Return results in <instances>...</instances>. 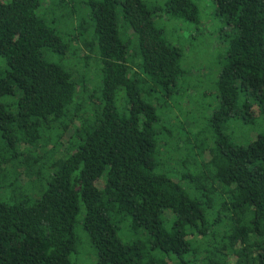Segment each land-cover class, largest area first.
<instances>
[{
    "label": "trees",
    "instance_id": "obj_1",
    "mask_svg": "<svg viewBox=\"0 0 264 264\" xmlns=\"http://www.w3.org/2000/svg\"><path fill=\"white\" fill-rule=\"evenodd\" d=\"M214 2L232 36L213 140L181 126L166 171L158 113L186 71L155 10L89 0L87 20H59L69 45L38 14L41 0H0V264H73L81 213L97 264H264V135L244 147L223 128L241 108L246 121L264 114V0ZM159 11L199 17L191 0ZM70 54L95 76L79 79ZM120 230L135 239L123 243Z\"/></svg>",
    "mask_w": 264,
    "mask_h": 264
},
{
    "label": "rangeland",
    "instance_id": "obj_2",
    "mask_svg": "<svg viewBox=\"0 0 264 264\" xmlns=\"http://www.w3.org/2000/svg\"><path fill=\"white\" fill-rule=\"evenodd\" d=\"M48 1L41 0L42 4L38 14L47 21H45L46 23L51 24L52 21H56L55 24L50 26L63 35L67 44L72 45L67 38V34L71 32L67 30V26L60 25L59 22L62 21L66 25L70 24L69 15L72 16L73 11L77 12L76 16L79 21L87 20L86 2L89 0H77V2L74 1L75 3L69 1L62 3V0H52L54 1L53 7L50 6ZM191 1L198 6L199 17L197 22L190 19L177 20L166 12L159 11L160 8H164L167 0H145L147 5L156 12V16H154L156 27L163 31L167 41L182 50V67L186 71L179 82V92H176L170 100V108L160 109L158 113L161 120V123L156 125L158 132L157 147L159 154H161L158 163L162 170L165 169L166 171L176 167V164L171 160L170 153L165 146L167 144L173 145L177 139L180 141L179 137L182 140L185 139L184 133L182 135L180 129L181 126L185 128L184 131L192 130L194 132L196 130L198 133L200 132L199 139L210 138L212 134L209 120L220 107L217 85L224 63L228 39L232 36V27L228 25L225 18L216 12L214 0ZM80 50L81 52L78 51V53L83 57L85 49L81 46ZM68 59L70 63H67V65L71 67V70L75 72L79 79L81 76L86 75L87 70H89L91 77L95 76L96 72L93 71V68L97 67L96 65L85 69V64L73 58L71 54L68 55ZM63 64L66 65L65 62ZM7 70V63L0 56V73L5 75ZM90 84L94 88V83L90 82ZM253 111L256 112L253 121L244 119L243 114L245 112L241 108L238 115H233L223 124L226 134L235 145L247 147L259 135H264V114H259L257 108ZM168 130L174 134L172 137L168 134ZM189 136H192V134ZM180 146L182 147L183 144L180 143ZM204 158L209 160L208 151ZM26 180H28V177L24 175L22 181L26 182ZM75 237L76 248L70 257L72 263L97 264L98 256L83 227L82 213L75 225ZM119 237L123 243L135 239L131 233L126 234L122 230L119 231Z\"/></svg>",
    "mask_w": 264,
    "mask_h": 264
}]
</instances>
